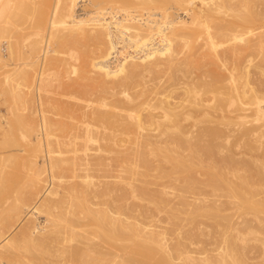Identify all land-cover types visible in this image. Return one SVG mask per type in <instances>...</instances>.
Wrapping results in <instances>:
<instances>
[{
	"label": "bare ground",
	"instance_id": "bare-ground-1",
	"mask_svg": "<svg viewBox=\"0 0 264 264\" xmlns=\"http://www.w3.org/2000/svg\"><path fill=\"white\" fill-rule=\"evenodd\" d=\"M46 28L10 97L61 67L79 96L0 139V264H264V0H56Z\"/></svg>",
	"mask_w": 264,
	"mask_h": 264
},
{
	"label": "rangeland",
	"instance_id": "rangeland-1",
	"mask_svg": "<svg viewBox=\"0 0 264 264\" xmlns=\"http://www.w3.org/2000/svg\"><path fill=\"white\" fill-rule=\"evenodd\" d=\"M55 1L56 0H22V1L19 2L17 0V4H19L20 7L18 8V11H17V14H16L17 16L15 17L16 18L15 25H17V28H19V30L11 32V37L12 38H10V40L12 42H15V41L17 42L18 41V44L21 47L24 55H28V53H31V54L28 55L29 56L28 59H26L24 57H21L20 59H18V57L16 55H13L12 57L7 58L9 56L7 54L8 51H7V47H6V43H5V39L6 38L5 39H1V41H0V54L3 55L2 59L3 60H7L10 63L9 64L10 66L8 65L4 69L2 67H0V139H2L3 136L6 134L5 137H10L11 140L14 138L13 141H18L19 138H20L19 135L21 133H23V131L24 132L26 131V129L23 126V122H20L21 120L18 119V118L23 119V117L25 115V119L28 120V121L31 118L39 120L38 109H40L42 111L45 110V112L49 116H51V117L53 116L54 117V116H56L53 113L54 112V108H52V106L50 107L51 103L54 102V100H53L54 98H56L55 100L58 99V101H65L66 100L67 102H73V101H71V100H73V99L70 98L71 96L68 97V95L71 93V95L79 96L77 90H71V88H68L70 86L71 80L75 77V75H73V74H71L69 72L68 68H66V69H68V71L65 68H63V67H61V69H59V71H58V73H59L58 74L59 83H57L56 81H53V84H52L53 87L52 86L50 87L51 90L49 89L48 91H46L47 93H44L43 91H41L42 93L40 92L41 93L40 94V98L43 97V99L41 98L43 104H39V105H37L38 103H37V101H35L37 92L35 91V89L33 90V88H32L33 85H31L29 82H25L24 80H22L20 78L18 79V82L20 81V84H19L18 87L22 91L28 93L27 96L29 97V105H28V109L27 110L22 108L23 104L19 100H14L12 97H10L9 87L11 85L5 83L2 80L4 71L7 70V69L8 70L10 69L9 72H11L15 68H20L21 66H23L28 71H30V73H32L33 69H37L39 67L42 56H41V51L38 50V46H40V47L43 46V42H44L43 39L46 37V34L48 32V29L46 28V26H47V18H48V16L50 15V13L52 11V7H53ZM60 3L62 4V1H60ZM29 18L31 19V21L29 20ZM54 18H57V17L54 16ZM34 21L35 22L39 21V22L35 23V24H38L39 26L35 25ZM1 24H2V18H0V25ZM38 28L40 30L39 34H35V30L37 31ZM51 28L52 27L49 28V32H50ZM1 33L2 32H0V35H2ZM20 37H22L21 39H23V37H28V38L25 39V40L23 39L21 42H19L21 40ZM34 41H35V43L38 42L39 45L36 48L33 47L34 49H32L31 46L34 43ZM37 53L39 54L38 57L35 56ZM51 55H53L52 51L46 52L45 55H44V59L47 60V58L49 56H51ZM14 56H15L16 59L14 58ZM11 61H12V63H11ZM67 73L68 74L70 73V75H73V76L67 75ZM66 76H69L71 79L69 77H66ZM76 79H78V78H76ZM62 82H64V83H62ZM65 82L68 83V84H66ZM15 83H17V82H15ZM66 85H67V87H65ZM55 86H58V87L56 88ZM70 90H71V92H70ZM61 92H62V95L64 94L63 97H60V96H62V95H60ZM65 93H67V94L65 95ZM38 95H39V93H38ZM44 95H45V97H44ZM7 96H9L10 98L7 97ZM47 96H49V97H47ZM51 96H52L53 99L51 98ZM53 96H55V97H53ZM46 97H47V100H46ZM31 99L34 100V101L32 102ZM30 103L32 105H30ZM37 106L38 107L42 106V107L38 108ZM33 107H34V110H33ZM35 108H37V109H35ZM49 110H50L51 113L49 112ZM12 111H14V112H12ZM32 111H33V113H35V111H36L35 114L37 116H35L32 113ZM26 114H28V115L26 116ZM32 114L34 115V118L32 117L33 116ZM66 116H67V114L66 115H64V113L62 114V118H64V119L67 118L66 119L67 121H69V120L71 121V119H69ZM20 130H22V131L20 132ZM11 132H13L14 134L12 133L10 135L9 133H11ZM18 132H19V134H18ZM15 146L16 145L13 144V146H9L8 147L9 149L8 148L7 149L0 148V151H1V149L2 150H11L13 148L16 149ZM21 152H22V154H26V152H23V151H21ZM258 235L260 237L264 236V234H258ZM206 238H208V237H206Z\"/></svg>",
	"mask_w": 264,
	"mask_h": 264
}]
</instances>
